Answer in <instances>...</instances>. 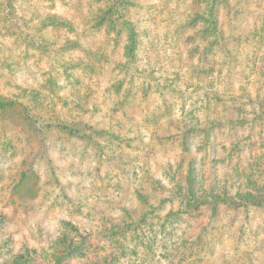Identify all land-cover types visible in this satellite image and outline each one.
Here are the masks:
<instances>
[{"label":"rangeland","instance_id":"rangeland-1","mask_svg":"<svg viewBox=\"0 0 264 264\" xmlns=\"http://www.w3.org/2000/svg\"><path fill=\"white\" fill-rule=\"evenodd\" d=\"M0 101V264H264V0H0Z\"/></svg>","mask_w":264,"mask_h":264},{"label":"trees","instance_id":"trees-1","mask_svg":"<svg viewBox=\"0 0 264 264\" xmlns=\"http://www.w3.org/2000/svg\"><path fill=\"white\" fill-rule=\"evenodd\" d=\"M211 12H212V11H210V13H211ZM209 17L214 18L213 15H211V16H209ZM214 30H215V29H214ZM0 102H1V101H0ZM0 106H2V104H0Z\"/></svg>","mask_w":264,"mask_h":264}]
</instances>
